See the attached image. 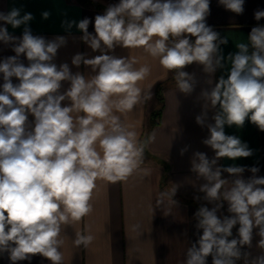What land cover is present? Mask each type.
<instances>
[{
  "label": "clouds",
  "instance_id": "clouds-1",
  "mask_svg": "<svg viewBox=\"0 0 264 264\" xmlns=\"http://www.w3.org/2000/svg\"><path fill=\"white\" fill-rule=\"evenodd\" d=\"M219 3L236 14L244 11L245 0ZM209 14L210 0H119L95 16L94 35L88 32L89 18L62 21L65 30L75 26L83 33L81 40L101 53L72 57V65L89 66L95 73L86 76L73 74L67 63L53 62L67 43L64 36L48 40L33 35L29 22L34 17L21 15L20 8L0 12V42L15 53L0 61V254L7 253L11 264L35 255L63 264L61 234L92 213L96 181L115 183L150 174L141 165L144 147L155 141V134L140 143L138 133L117 113L152 100V88L142 89L138 83L151 69L137 68L135 59L107 54L117 46L143 47L174 72L178 90L186 95L196 85L187 66L201 65L209 77L226 71V78L221 75L210 91L200 94L205 103L195 121L207 128L202 143L214 156L209 159L197 151L190 161V170L205 181L198 188L203 195L193 199L206 203L194 214L202 235L187 248L184 264H207L209 256L212 264H236L242 258L245 264H264V253L249 261L251 254L241 251L251 248L254 230L260 237L257 247L264 250V177L256 175L260 169L255 166L247 169L253 174L247 180L242 178L244 166H218L221 159L235 161L253 154L240 137L226 134V125L240 128L247 119L264 132V26L253 27L248 43L236 44L238 51L225 57L220 46L228 40L207 24ZM41 15L47 20L51 13ZM254 18H264V10L255 11ZM6 25H23L22 36L11 35ZM12 78L19 82L14 84ZM62 82L70 85L63 93ZM66 100L70 104L62 106ZM209 108L217 109L211 117L214 123L208 122ZM187 150L182 148L181 155ZM222 172L235 178H222ZM177 188L160 193L158 203L167 199L175 205ZM225 202L229 215L222 211ZM130 231L138 237L145 232L140 223L130 225ZM94 239L77 232L73 243L87 248Z\"/></svg>",
  "mask_w": 264,
  "mask_h": 264
},
{
  "label": "crops",
  "instance_id": "crops-1",
  "mask_svg": "<svg viewBox=\"0 0 264 264\" xmlns=\"http://www.w3.org/2000/svg\"><path fill=\"white\" fill-rule=\"evenodd\" d=\"M119 0H0V12H8L13 7L21 9V15L31 13L34 17L29 22L33 35L43 36L48 40L57 36H64L65 46L58 49L54 63L59 66L67 63L73 74L80 72L86 76L95 75L89 66L72 65V57L77 53L85 54V58H93L101 53L93 51L81 40L83 35L75 26L65 30L61 26L64 20L79 22L84 18L91 21L88 32L95 34L94 18L104 14L109 4ZM264 10V0H245L244 11L236 14L227 10L219 0H210V14L207 24L219 32L221 37L227 38V44L221 45L222 54L238 51L236 44L248 43V36L255 26H264V18L257 21L254 13ZM49 11L51 16L45 20L41 13ZM3 25V22H0ZM8 32L21 37L24 26L12 28L6 25ZM11 45L0 42V61L5 57L13 56ZM107 54L117 57H127L137 61L136 67L148 65L151 69L146 79L138 82L142 89L152 88L151 101L137 105L131 112L120 115L123 122L131 126L138 133V141L144 143L151 134H155V141L144 147L142 168L150 170V174L133 175L126 181L109 182L104 179L96 181L93 191V211L79 222L62 232L64 244L61 248L63 264H184L187 248L196 242L202 230H197L194 218L195 212L205 204L204 201H195L194 195L205 181L197 178L191 169L193 153H206L209 159L214 156L213 150L202 141L209 135L206 127L199 126L195 118L203 111L204 100L200 94L202 90L210 91L221 75L227 76L225 70H218L209 77L202 71V66L196 63L189 65L185 71L195 75L194 91L186 95L177 88L174 72L164 69L157 58H153L143 47L123 48L117 46ZM27 66L26 57H20ZM230 67V63L227 65ZM13 83H18L12 78ZM212 83L209 84L208 80ZM3 84V74H0V85ZM68 82H62L61 93L69 87ZM2 91V88H0ZM70 101L62 102V106L69 105ZM217 109H208V122L214 123L211 117ZM82 115V113H81ZM34 117L29 116V123ZM226 134L240 137L252 150L253 154L247 158H238L233 161L227 158L218 161V166L227 167L233 164L244 166L242 178L249 179L253 174L247 169L255 166L260 169L256 174L264 177V132L246 119L245 124L238 128L235 125L225 126ZM188 150L181 155V149ZM222 178L232 180L235 177L222 172ZM178 185L173 197L177 203L171 204L167 199L159 204L160 193L171 191ZM264 187V186H262ZM211 207V205H208ZM227 213V202L222 209ZM140 223L145 231L140 237L130 231V225ZM238 225L233 228V237L237 236ZM92 234L95 239L87 247H76L73 243L75 233ZM254 230L252 246H244L241 251L251 254L249 261L264 253L257 247L259 236ZM233 237H230L233 238ZM0 264H11L7 253L0 254ZM17 264H51L40 255H35L30 261H18ZM207 264H212V258H207ZM236 264H245L244 259Z\"/></svg>",
  "mask_w": 264,
  "mask_h": 264
}]
</instances>
